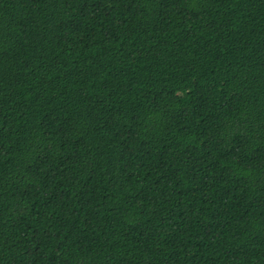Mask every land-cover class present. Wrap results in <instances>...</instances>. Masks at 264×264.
I'll return each instance as SVG.
<instances>
[{
  "label": "trees",
  "instance_id": "trees-1",
  "mask_svg": "<svg viewBox=\"0 0 264 264\" xmlns=\"http://www.w3.org/2000/svg\"><path fill=\"white\" fill-rule=\"evenodd\" d=\"M0 264H264V0H0Z\"/></svg>",
  "mask_w": 264,
  "mask_h": 264
}]
</instances>
